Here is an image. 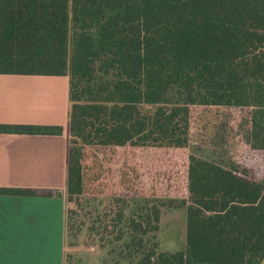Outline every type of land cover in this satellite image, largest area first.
<instances>
[{
	"label": "trees",
	"instance_id": "16d2710c",
	"mask_svg": "<svg viewBox=\"0 0 264 264\" xmlns=\"http://www.w3.org/2000/svg\"><path fill=\"white\" fill-rule=\"evenodd\" d=\"M0 75L69 77L67 203L176 197L184 181L186 248L160 251L161 210L143 205L103 230L115 264L263 263L264 0H0ZM195 106L240 116L230 132L222 117L215 126L220 162L191 153L183 172L170 151L192 149ZM62 133L0 123V134ZM234 140L246 152L228 151Z\"/></svg>",
	"mask_w": 264,
	"mask_h": 264
},
{
	"label": "crops",
	"instance_id": "0c3cea01",
	"mask_svg": "<svg viewBox=\"0 0 264 264\" xmlns=\"http://www.w3.org/2000/svg\"><path fill=\"white\" fill-rule=\"evenodd\" d=\"M42 77L0 75V123L63 128L61 135L0 134V188L39 193L0 195V264H68L70 83L50 77L68 80L53 101Z\"/></svg>",
	"mask_w": 264,
	"mask_h": 264
},
{
	"label": "rangeland",
	"instance_id": "374dc122",
	"mask_svg": "<svg viewBox=\"0 0 264 264\" xmlns=\"http://www.w3.org/2000/svg\"><path fill=\"white\" fill-rule=\"evenodd\" d=\"M50 82L48 88L49 97L54 101L56 97L55 88L65 90L68 80L42 77ZM53 81L56 82L52 86ZM46 86V87H47ZM52 86V87H51ZM60 100V105L62 104ZM239 111L230 112L227 109L207 108L195 106L191 111V138L192 149L188 152L181 151L176 155V151H170V155L177 159H182L180 164L183 172L186 169V158L191 153L197 157L220 162L212 149L214 140L215 126L219 124L222 117L229 124L228 131L237 125ZM227 117V118H226ZM237 119V120H236ZM232 125V126H231ZM231 146L228 151L232 154H241L246 152L241 147L239 141L234 140L229 143ZM173 152V153H172ZM184 180V178H183ZM179 190L176 197H161L154 192L146 196L134 192L132 194H118L109 196H87L68 204V222L72 217L67 237V261L69 264H115L113 257L120 251L118 243L114 238L103 236V230L108 224H114L117 213L123 210L125 214L130 209L136 212L137 216L146 215L145 209L138 210L143 205H158L161 210L160 232L157 242L159 250L165 252H177L186 248V210L179 208L183 200H187L188 195L185 192L184 181L179 182ZM70 212V213H69ZM92 228H94L92 231ZM101 233L100 237L97 234Z\"/></svg>",
	"mask_w": 264,
	"mask_h": 264
}]
</instances>
